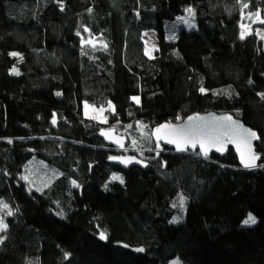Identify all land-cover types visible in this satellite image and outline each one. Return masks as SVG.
I'll use <instances>...</instances> for the list:
<instances>
[{"label": "trees", "instance_id": "1", "mask_svg": "<svg viewBox=\"0 0 264 264\" xmlns=\"http://www.w3.org/2000/svg\"><path fill=\"white\" fill-rule=\"evenodd\" d=\"M83 103L113 106L145 168L108 162ZM209 111L255 131L257 166L154 150ZM31 163L55 177L34 188ZM0 223V264H264V0H0Z\"/></svg>", "mask_w": 264, "mask_h": 264}, {"label": "water", "instance_id": "2", "mask_svg": "<svg viewBox=\"0 0 264 264\" xmlns=\"http://www.w3.org/2000/svg\"><path fill=\"white\" fill-rule=\"evenodd\" d=\"M157 129L160 131L157 132ZM249 133L255 131L240 119L227 113L209 111L191 113L179 122L162 123L152 129L151 138L172 151L198 152L204 157L224 154L228 149H232L240 166L245 167V163H250L251 166L245 168H254L261 153L255 149L257 134L255 133L256 137L252 138ZM102 137L116 146L123 142L122 136L114 130L103 131ZM169 140L173 143H168ZM178 144L182 150H178ZM108 162L121 167L131 165L146 167V162L130 154L112 155Z\"/></svg>", "mask_w": 264, "mask_h": 264}, {"label": "rangeland", "instance_id": "3", "mask_svg": "<svg viewBox=\"0 0 264 264\" xmlns=\"http://www.w3.org/2000/svg\"><path fill=\"white\" fill-rule=\"evenodd\" d=\"M184 22L188 23V19H184ZM257 35L262 36L261 31H257ZM144 50L147 56L154 55L158 46V36L154 31H145L142 35ZM83 116L94 122L102 125L101 132L105 130H114L116 133L120 130L117 125V121H111V113L113 112V106L108 104L104 108H97L83 103L82 106ZM119 134V133H118ZM123 138V142L120 146H115L113 149L117 152V155H129L128 151L141 152V147L135 139H127L123 134H119ZM161 149L160 143L155 146V151ZM131 155V154H130ZM24 178L34 187L38 188L46 185L52 178L55 177L54 173L47 170L46 166L42 163L30 164L24 171ZM185 199L181 196L176 197L173 206L176 209L174 222L181 221L185 211ZM168 264H179V260H172Z\"/></svg>", "mask_w": 264, "mask_h": 264}, {"label": "snow or ice", "instance_id": "4", "mask_svg": "<svg viewBox=\"0 0 264 264\" xmlns=\"http://www.w3.org/2000/svg\"><path fill=\"white\" fill-rule=\"evenodd\" d=\"M246 6L247 5H245V7ZM187 11L191 12V9H188ZM241 38H243V34H242ZM11 55H17V54L16 53H12ZM13 72H15V69H13ZM133 99H137V98H133ZM162 127H164V126H162ZM159 131H160V129H157V132H159ZM249 135L252 138H255L256 137V134L255 133H249ZM168 143H173V141L172 140H169ZM177 147H178V150H182V149H180L179 144L177 145ZM242 162H244L243 156H242ZM249 166H251L250 163H245V167H249ZM113 179H118V177H113ZM5 207H6V205H5ZM255 222H256L255 221V218L253 216H251V215H249L248 219L244 221L245 224H254ZM5 227H6V225H3L2 223H0V229L5 228ZM100 239H102V240L103 239H106V236H105L104 233H101L100 234ZM137 251H143V249H137Z\"/></svg>", "mask_w": 264, "mask_h": 264}]
</instances>
